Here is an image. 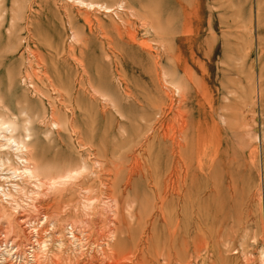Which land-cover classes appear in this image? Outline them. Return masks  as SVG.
Segmentation results:
<instances>
[{
    "label": "rangeland",
    "instance_id": "1",
    "mask_svg": "<svg viewBox=\"0 0 264 264\" xmlns=\"http://www.w3.org/2000/svg\"><path fill=\"white\" fill-rule=\"evenodd\" d=\"M37 254L264 264V0H0V264Z\"/></svg>",
    "mask_w": 264,
    "mask_h": 264
},
{
    "label": "bare ground",
    "instance_id": "2",
    "mask_svg": "<svg viewBox=\"0 0 264 264\" xmlns=\"http://www.w3.org/2000/svg\"><path fill=\"white\" fill-rule=\"evenodd\" d=\"M29 123V122H28ZM26 154V153H25ZM26 165V164H25ZM29 166V165H28ZM27 169V168H26ZM30 175V174H29ZM38 216V215H37ZM45 217V216H44ZM10 226H11V224H10ZM13 229H14V227H13ZM76 229V228H75ZM33 231V230H32ZM38 232V231H37ZM36 232V233H37ZM37 235V234H36ZM12 236H14V235H12ZM4 237V236H3ZM10 237V236H9ZM18 237V236H17ZM5 238V237H4ZM14 238V237H13ZM38 238V237H37ZM15 239V238H14ZM31 239V238H30ZM4 240V239H3ZM9 240V239H8ZM18 240H20V239H18ZM17 240V241H18ZM29 240V239H28ZM112 240V239H111ZM10 241V240H9ZM8 241V242H9ZM17 241H16V243H14L12 240L9 242L10 243V247L12 248V249H17V246H19L18 244H17ZM4 242V241H3ZM6 242V241H5ZM37 243H39L38 242V240L36 241ZM18 243H19V241H18ZM45 243V242H44ZM6 244H7V242H6ZM92 244V243H91ZM31 245V244H30ZM35 246V245H34ZM37 249H39V246H40V244H37ZM42 246H44L45 247V245H42L41 244V248L43 249V247ZM96 248V247H95ZM31 249H32V253H33V251H34V249H33V246L31 247ZM26 250V249H25ZM12 251V250H11ZM38 251H40L41 252V250H38ZM37 251V252H38ZM43 251V250H42ZM6 252H8V251H6ZM96 252V251H95ZM17 253V252H16ZM36 253V252H35ZM31 254V253H30ZM34 254V253H33ZM45 255V254H44ZM112 256H114V254H111V257L108 259L107 257V259H104V260H100V261H94V260H92V259H89V260H86V261H83V260H75L74 261V263L73 262H71V261H66V262H62V261H60V259L58 258V259H55V258H49V262L47 261V259L45 260L44 258H41L38 254H37V256H35V255H31L30 257H31V263L30 264H120V262H122V261H117L114 257H112ZM47 257V256H46ZM55 257V256H54ZM57 257V256H56ZM63 257V256H62ZM3 258V257H2ZM61 258V257H60ZM5 259H7V258H5ZM5 259H4V261H5ZM22 259V258H21ZM62 259H64V258H62ZM68 259V258H67ZM3 260V259H2ZM28 261V260H27ZM65 261V260H64ZM22 262V261H21ZM12 263V262H11ZM10 263V264H11Z\"/></svg>",
    "mask_w": 264,
    "mask_h": 264
}]
</instances>
